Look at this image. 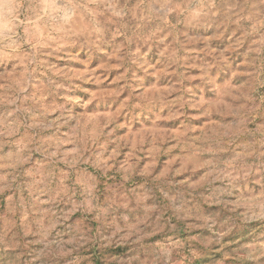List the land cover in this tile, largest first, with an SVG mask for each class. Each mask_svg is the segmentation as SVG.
I'll use <instances>...</instances> for the list:
<instances>
[{"label":"rangeland","instance_id":"rangeland-1","mask_svg":"<svg viewBox=\"0 0 264 264\" xmlns=\"http://www.w3.org/2000/svg\"><path fill=\"white\" fill-rule=\"evenodd\" d=\"M264 264V0H0V264Z\"/></svg>","mask_w":264,"mask_h":264},{"label":"trees","instance_id":"trees-1","mask_svg":"<svg viewBox=\"0 0 264 264\" xmlns=\"http://www.w3.org/2000/svg\"><path fill=\"white\" fill-rule=\"evenodd\" d=\"M96 264H100L101 262L100 261H98V260H96V262H95Z\"/></svg>","mask_w":264,"mask_h":264}]
</instances>
